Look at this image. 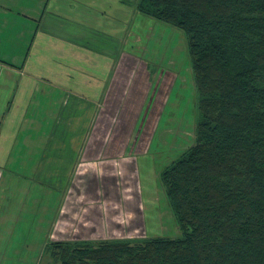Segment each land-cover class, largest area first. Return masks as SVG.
Returning a JSON list of instances; mask_svg holds the SVG:
<instances>
[{"label": "trees", "instance_id": "16d2710c", "mask_svg": "<svg viewBox=\"0 0 264 264\" xmlns=\"http://www.w3.org/2000/svg\"><path fill=\"white\" fill-rule=\"evenodd\" d=\"M135 7L187 41L196 143L160 174L182 237L55 241L45 254L52 264H264V0Z\"/></svg>", "mask_w": 264, "mask_h": 264}, {"label": "rangeland", "instance_id": "374dc122", "mask_svg": "<svg viewBox=\"0 0 264 264\" xmlns=\"http://www.w3.org/2000/svg\"><path fill=\"white\" fill-rule=\"evenodd\" d=\"M129 1L131 5L121 0H51L47 6L50 31L93 51L109 46L108 53L119 52L107 108L93 114L89 138L77 140L80 147L89 142L93 153L104 144L107 153L93 156L86 195L82 182L85 179L78 173L77 183L69 187L76 192L77 201L65 211L71 219L75 217L73 211L78 210L81 216L85 212L87 220L91 211L95 214L102 208L108 231L105 240L180 238L182 231L160 174L196 143L197 94L187 41L181 30L139 13L135 7L137 0ZM20 40L6 43V47L12 48L11 55L27 44L24 38ZM51 53L46 47L43 49L44 70L52 61ZM60 64L72 63L63 59ZM117 137L124 141V151L110 154ZM66 147L69 151L70 146ZM105 165L115 169L119 181L111 178L110 174H115L112 170H101ZM20 173L28 176L31 171ZM63 173L59 171V180L64 182ZM72 177L68 175L67 186ZM61 224L64 228L71 226L68 220ZM92 224L97 229L93 221ZM45 252L18 253L28 256L27 264H52ZM19 257L14 250L0 251V264H14Z\"/></svg>", "mask_w": 264, "mask_h": 264}, {"label": "crops", "instance_id": "0c3cea01", "mask_svg": "<svg viewBox=\"0 0 264 264\" xmlns=\"http://www.w3.org/2000/svg\"><path fill=\"white\" fill-rule=\"evenodd\" d=\"M50 1L0 0V251L14 250L20 256L14 264H27L28 256L18 252H41L50 241L108 237L102 208L91 211L87 220L85 212L81 216L75 210L71 219L65 209L77 201L69 187L77 183L78 173L85 179L80 180L86 195L91 160L106 152L104 144L93 153L89 142L80 147L77 140L89 138L93 114L107 108L119 52L108 53L109 46L93 51L50 31L46 23ZM23 38L27 44L11 55L6 43ZM45 47L52 52L47 70ZM63 59L72 64L62 66ZM117 141L110 154L123 153L124 141L119 137ZM101 167L106 173L112 170L111 178L117 182L114 168ZM22 170L31 174L22 175ZM61 170L64 182L59 180ZM68 175L73 177L67 186ZM65 220L69 228L61 224Z\"/></svg>", "mask_w": 264, "mask_h": 264}]
</instances>
